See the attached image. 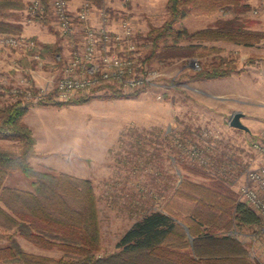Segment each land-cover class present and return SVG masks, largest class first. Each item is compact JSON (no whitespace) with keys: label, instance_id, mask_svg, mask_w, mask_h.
Returning <instances> with one entry per match:
<instances>
[{"label":"rangeland","instance_id":"374dc122","mask_svg":"<svg viewBox=\"0 0 264 264\" xmlns=\"http://www.w3.org/2000/svg\"><path fill=\"white\" fill-rule=\"evenodd\" d=\"M135 1L131 7L136 12L143 10L146 1ZM29 3H24L25 7ZM103 4L114 22L119 17L129 20L125 12L129 10L128 0H103ZM255 7L242 14L241 23L245 28H257L264 34V0ZM9 11L0 12V21L9 23L5 21ZM45 16L48 21L46 25L59 37L47 13L33 22L45 19ZM137 17L135 23H130L146 56L149 47L147 32L149 28L159 27L163 22L159 19L154 21L153 17ZM176 27L188 31L189 23L180 21ZM77 34L74 43L81 40ZM186 45L185 41L177 43L179 47ZM252 46H255L252 51L257 56L247 58L246 63L254 59L252 66L257 77L258 96L264 98V38ZM209 51L210 48L196 49V57L151 59L148 66L162 75L155 85L141 92L124 94L112 85L103 84L99 90L94 88L75 95L68 100L69 104L61 107L31 104L30 107H36L27 113L31 128L27 126L39 153L31 158L32 167L40 171L49 168L53 174L79 176L93 183L100 228L98 256L115 251V245L123 233L151 210L165 208L183 215L187 203L173 197L174 189L182 180L208 184L211 179L220 176L221 169L228 173L232 168V176L227 181L231 182L229 188L238 199V186L246 171L256 165L255 155L248 143L251 138L247 142L242 131L228 126L227 115L221 116L224 111L215 107L212 101L201 103L203 97L187 88V84L191 83L187 76L195 70L192 61L196 60L199 68L208 65L215 59L208 57ZM185 52L180 50L178 54ZM45 57L52 60L48 55ZM20 59H25L26 64L36 66L43 72H47L51 66L44 61L39 66L26 57H18L16 61ZM51 70L56 74L55 69ZM20 79L27 78L12 69L0 72V106L14 101L6 94L12 83L20 90L25 89L17 84ZM47 87L51 89L52 86ZM40 88L46 89L45 86ZM115 92L121 97L110 98V94ZM78 99L90 100L74 104ZM178 141L181 146H177ZM19 146L16 140L0 138V150L16 151ZM190 146H197L201 150L211 161L215 173L212 174L188 156L187 149ZM5 186L31 191L29 179L18 171L6 179ZM10 233L0 226V235L3 236L0 247L6 245L5 235ZM232 235L245 245L253 261L264 264V223L261 219L260 228L243 226ZM15 239L26 254L49 258L61 256V252L55 248L34 245L18 235H15Z\"/></svg>","mask_w":264,"mask_h":264},{"label":"trees","instance_id":"16d2710c","mask_svg":"<svg viewBox=\"0 0 264 264\" xmlns=\"http://www.w3.org/2000/svg\"><path fill=\"white\" fill-rule=\"evenodd\" d=\"M49 1L40 0L46 10ZM85 1L96 9H105L103 0ZM24 7L21 0H0L1 13ZM165 9L167 16L163 23L149 28L146 34L149 42L146 56L143 53L146 65L154 58L196 57L198 54L194 51L204 50L199 44L204 41L252 46L264 38L262 32L247 30L242 25L239 15L250 10L243 0H166ZM218 11L231 14V18L219 19L193 32L176 27L187 15ZM46 18L36 21L46 25ZM21 32L22 25L0 21V33L20 35ZM179 41L187 45L179 47ZM40 48V58L48 55L55 63L60 61L55 44L40 45ZM180 50L186 52L178 54ZM237 72L233 59L217 57L187 78L213 80ZM53 95L52 91L37 104L60 107L69 104L68 101L53 102ZM119 97L117 92L110 94V98ZM89 100L78 99L74 104ZM30 106L31 103L19 97L0 106V138L20 144L16 151L0 150V226L11 231L5 235L6 245L0 247V264H257L232 233L243 226L260 228V219L238 201L229 188L231 182L222 177L211 179L208 184L180 181L173 197L187 203L183 215L165 208L151 210L123 233L115 251L98 256L100 228L93 183L65 173L53 174L49 168L40 171L32 167L35 140L23 121ZM17 171L29 179L31 191L5 186L6 179ZM15 235L43 248H55L61 256L26 254Z\"/></svg>","mask_w":264,"mask_h":264},{"label":"built area","instance_id":"2783aa9c","mask_svg":"<svg viewBox=\"0 0 264 264\" xmlns=\"http://www.w3.org/2000/svg\"><path fill=\"white\" fill-rule=\"evenodd\" d=\"M93 9L91 4L84 1L80 10L71 14L66 0H50L47 10L40 0L31 1L24 10L27 23L47 13L59 37L67 40L77 37L79 33L81 40L72 46L69 59L64 64L59 78L51 84V89L45 86V90L35 89L37 91L33 93L34 88L28 79H20L17 84L25 89L20 90L10 83L11 87L6 94L14 98V101L20 96L22 101L36 104L52 91L53 101L66 102L79 93L88 92L103 84L112 85L124 94L141 92L155 85L162 74L143 62V47L136 39L130 21L120 18L117 27L113 28L110 15L105 9H99V22L92 24L90 17ZM39 49L31 38L10 33L0 34V54L15 52L40 66L42 59ZM191 65L193 69H199L196 60H193ZM11 69L19 72L17 61H12ZM248 143L255 155L256 165L246 171L242 183L238 186V199L264 223V128L255 133ZM177 144L181 146L179 141ZM187 153L198 164L209 169L212 174L215 173L211 161L197 146H190ZM221 170L220 176L230 179L232 168L228 173L225 169Z\"/></svg>","mask_w":264,"mask_h":264},{"label":"crops","instance_id":"0c3cea01","mask_svg":"<svg viewBox=\"0 0 264 264\" xmlns=\"http://www.w3.org/2000/svg\"><path fill=\"white\" fill-rule=\"evenodd\" d=\"M24 3H29L33 0H21ZM143 10L136 12L133 7V0H128V8L126 10V17H129V21L135 23L138 19L137 16L144 17H153V20H161L163 22L167 16V12L165 9L166 0H144ZM262 0H243V2L252 8H256L255 6ZM84 0H68L67 6L68 10L71 14H76L80 8ZM135 2H138L136 0ZM138 3H135V5ZM141 5V4H140ZM107 6V5H105ZM106 8V7H105ZM99 9L94 8L90 17V21L92 24H98L99 22ZM242 15H239L241 17ZM1 17V16H0ZM231 18V14L222 13L221 11L215 12L213 14H190L184 17L181 22H188L189 27H187L188 32H193L196 30H200L206 28L208 26L213 25V23L219 19H229ZM120 19V17H119ZM119 19L112 23L111 26L113 28L117 27V22ZM7 22L20 24L22 25L21 36L26 38H31L38 45L42 44H56L61 50V58L58 63L53 62L48 57L42 59L46 64L50 63V67L47 72L38 70L36 66H32L31 64H26L25 59H20L17 61L18 66L20 67L19 72L23 73L25 77L30 82V85L34 88H40L43 86H49L54 83L60 76L61 70L64 64L67 62L70 56V52L72 50V46L74 45V39H62L58 37L52 28L48 25H43L37 22L27 23L25 20V11L22 10H13L8 12V16L6 18ZM200 23V25L196 24ZM250 31H258L260 29L257 28H246ZM200 45L204 46V48H216L218 51L210 50L208 57L209 58H217L222 57L232 58L235 60L236 65H238L239 72L232 73L230 76L220 79L213 80H190V84H187V88L195 91L203 100L201 103H205L206 101H212L219 110L224 111L221 116L227 115L229 116L233 112L242 113L243 117L240 119L241 123L248 128V132H243L246 135L247 142L248 140L258 131L264 128V98L258 96V84L255 80L256 74L254 73V66H252V61L246 63V59L251 57L255 58L257 53L252 51L255 46H242L236 45L232 43L222 42V41H213V42H201ZM228 51V53H227ZM232 51V52H231ZM231 52V53H229ZM232 55V56H231ZM20 57L18 53L10 52L0 54V72H4L7 70H11L12 61H16L17 58ZM27 60H29L27 58ZM214 60V59H213ZM255 63V62H254ZM245 64V65H244ZM38 66V65H37ZM55 66V67H52ZM51 69H55L56 74L52 72ZM254 76V77H253ZM56 77V78H55ZM256 77V78H255ZM55 78V79H54ZM53 79L55 81H53ZM199 102V101H198ZM36 106L30 107L28 111ZM46 107V106H44ZM27 111V113H28ZM24 123L31 128V124L27 121V114L24 117ZM228 121V120H227ZM35 156H38L37 152V144L35 143ZM73 176V175H72ZM79 177V176H75ZM80 178V177H79ZM82 178V177H81Z\"/></svg>","mask_w":264,"mask_h":264},{"label":"water","instance_id":"95a60500","mask_svg":"<svg viewBox=\"0 0 264 264\" xmlns=\"http://www.w3.org/2000/svg\"><path fill=\"white\" fill-rule=\"evenodd\" d=\"M243 117L242 113L240 112H233L227 121V124L230 128L240 130L243 132H248V128L241 123V118ZM185 232L188 233L187 229L185 228ZM189 237V235H188ZM190 238V237H189Z\"/></svg>","mask_w":264,"mask_h":264}]
</instances>
